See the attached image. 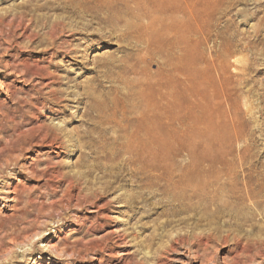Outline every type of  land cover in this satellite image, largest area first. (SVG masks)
<instances>
[{"label":"rangeland","instance_id":"1","mask_svg":"<svg viewBox=\"0 0 264 264\" xmlns=\"http://www.w3.org/2000/svg\"><path fill=\"white\" fill-rule=\"evenodd\" d=\"M188 1L191 56L216 82L196 79L184 125L205 132L209 157L251 163L262 180L264 0ZM75 4L0 0V264H264V201L242 222L221 214L212 231L193 225L199 215L161 212L162 196L104 165L118 149L112 111L136 110L125 95L134 75L123 74L121 31ZM142 55L145 103L163 60ZM190 229L211 241L191 246Z\"/></svg>","mask_w":264,"mask_h":264},{"label":"bare ground","instance_id":"2","mask_svg":"<svg viewBox=\"0 0 264 264\" xmlns=\"http://www.w3.org/2000/svg\"><path fill=\"white\" fill-rule=\"evenodd\" d=\"M74 1L77 13L81 16L93 15L104 20L112 29L121 31L117 36L124 43L120 45V51L128 59L123 64V74L134 75L125 95L132 97L136 110H125L122 103L116 108L120 112L115 108L112 111L111 114L118 118L116 125L120 134L109 139L118 149L113 156H105L107 161L104 165L118 167L119 175L125 170L130 172L127 174L131 182H136L139 191L146 197L153 200L162 196L156 201L161 212L169 210V213L193 214L192 217L199 215L194 219L193 225L196 227L205 219L210 222L208 224L212 226V231H216L221 214L231 220H241L238 215L241 209L253 213L259 209L258 206L264 201V179L253 177L254 165L209 157L207 146L202 143L205 132L201 130L193 136L184 125L189 108L199 105L198 101L191 102L192 96L200 94L197 85L203 86L205 83L207 87L210 84L214 87L216 82L207 71L196 66L198 61L191 56L189 20L192 12L189 1ZM141 17H147L150 21L144 24ZM144 50L148 52L150 60L154 57L163 60L160 62L159 79L146 85L145 103L142 91L138 89L144 86L140 81L143 73L139 68V64L145 62L142 55ZM197 78L200 81L195 84ZM180 127L182 130L178 129ZM55 128L57 132L62 130L57 126ZM177 130L182 131L178 137ZM188 138L196 141L192 144ZM181 152L186 154L185 159L178 157ZM125 154L127 157H124ZM249 200L252 203H247ZM187 217L192 218L189 215ZM203 233H191L194 242L191 246L201 245L202 240L211 241V235Z\"/></svg>","mask_w":264,"mask_h":264}]
</instances>
